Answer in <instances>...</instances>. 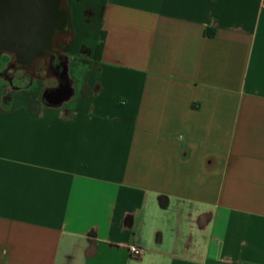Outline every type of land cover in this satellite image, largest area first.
Wrapping results in <instances>:
<instances>
[{"label":"crops","instance_id":"crops-1","mask_svg":"<svg viewBox=\"0 0 264 264\" xmlns=\"http://www.w3.org/2000/svg\"><path fill=\"white\" fill-rule=\"evenodd\" d=\"M79 4L68 92L0 71V264H264V0Z\"/></svg>","mask_w":264,"mask_h":264},{"label":"flooded vegetation","instance_id":"flooded-vegetation-1","mask_svg":"<svg viewBox=\"0 0 264 264\" xmlns=\"http://www.w3.org/2000/svg\"><path fill=\"white\" fill-rule=\"evenodd\" d=\"M7 2L10 5L8 34L4 28ZM43 9L42 3V15L38 26L33 28L30 0H0V60L4 56L8 57L4 61L6 69L3 75L15 83L26 81L31 76L56 75L63 87L49 92V97L55 99L60 93L68 92L64 88L65 65L71 47L75 46V30L73 23L69 22L54 31L49 43ZM17 72L21 74L14 76Z\"/></svg>","mask_w":264,"mask_h":264},{"label":"water","instance_id":"water-1","mask_svg":"<svg viewBox=\"0 0 264 264\" xmlns=\"http://www.w3.org/2000/svg\"><path fill=\"white\" fill-rule=\"evenodd\" d=\"M9 1V0H5ZM32 2V24L33 28L38 26V21L42 15V3H43V14L45 17L46 24V35L47 40L50 43L51 37L55 30L59 29L65 24L72 22V11L68 4V0H30ZM5 20L6 22L5 31L8 34L9 30V18L8 12L10 11V5L6 3Z\"/></svg>","mask_w":264,"mask_h":264},{"label":"rangeland","instance_id":"rangeland-1","mask_svg":"<svg viewBox=\"0 0 264 264\" xmlns=\"http://www.w3.org/2000/svg\"><path fill=\"white\" fill-rule=\"evenodd\" d=\"M82 0H68V4H69V6H70V9H71V11H72V13H73V17H74V22L75 21H77V20H79V18H80V15L81 14H83L84 12L83 11H81V6H80V2H81ZM73 5V6H72ZM85 12H87V11H85ZM85 14V13H84ZM87 14V13H86ZM75 47V46H74ZM77 47H79V46H77ZM74 57V58H70V60H75V59H79V60H87V58L85 57V56H79L78 54H77V52H71L70 53V57ZM7 56H4V57H2L1 58V61L3 62V63H1V67H0V71H3L4 69H5V63H4V61H6L7 60ZM48 76H51V75H48ZM0 80L3 82V75H1L0 76ZM50 81H52V82H55V79H51Z\"/></svg>","mask_w":264,"mask_h":264},{"label":"trees","instance_id":"trees-1","mask_svg":"<svg viewBox=\"0 0 264 264\" xmlns=\"http://www.w3.org/2000/svg\"><path fill=\"white\" fill-rule=\"evenodd\" d=\"M208 33L210 35H214L215 31L209 29ZM105 37H106V33L104 31H101L99 41L96 45L95 54H94V59H96V60H102L103 59Z\"/></svg>","mask_w":264,"mask_h":264},{"label":"built area","instance_id":"built-area-1","mask_svg":"<svg viewBox=\"0 0 264 264\" xmlns=\"http://www.w3.org/2000/svg\"><path fill=\"white\" fill-rule=\"evenodd\" d=\"M131 252V254L135 257H139L142 255L143 249L135 244H126Z\"/></svg>","mask_w":264,"mask_h":264}]
</instances>
